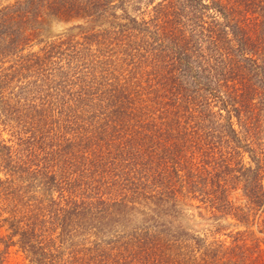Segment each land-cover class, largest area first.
Here are the masks:
<instances>
[{
  "label": "trees",
  "instance_id": "16d2710c",
  "mask_svg": "<svg viewBox=\"0 0 264 264\" xmlns=\"http://www.w3.org/2000/svg\"><path fill=\"white\" fill-rule=\"evenodd\" d=\"M49 19L78 33L36 49ZM0 246L264 264V0H0Z\"/></svg>",
  "mask_w": 264,
  "mask_h": 264
},
{
  "label": "rangeland",
  "instance_id": "374dc122",
  "mask_svg": "<svg viewBox=\"0 0 264 264\" xmlns=\"http://www.w3.org/2000/svg\"><path fill=\"white\" fill-rule=\"evenodd\" d=\"M75 24L74 22L71 23H61L58 21H55L53 19H49L46 23H43L38 31V35L36 37L35 42L39 43L42 40L44 41L43 43H39L36 45V49H39L40 47L44 46L46 41H56L59 38H65L67 36H70V34H77L78 29H73L71 28V25ZM45 43V44H44ZM11 136V132L9 129H7L4 132V137L9 138ZM192 212V211H191ZM194 214L197 215V210H194ZM209 216V215H208ZM190 223V226L194 227L195 229H203L205 232L211 234L213 233L217 228L221 230V234L217 235V237H220L222 239H226L228 242H231L235 235V232L239 229H245V227H240L236 229L233 227V225L226 223L224 220H221L220 224L218 222L214 221L213 219H203L200 217H196L193 221L188 222ZM262 227L261 222L256 223L254 225V229L256 230V236L262 237L263 234L258 232V229ZM227 228V229H226ZM207 229H211L212 232L207 231ZM233 231V236H227V234L232 230ZM3 249V246H0V250ZM24 254L21 251H18L16 248H12L9 256H8V263L7 264H21L24 262Z\"/></svg>",
  "mask_w": 264,
  "mask_h": 264
}]
</instances>
